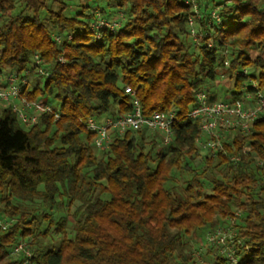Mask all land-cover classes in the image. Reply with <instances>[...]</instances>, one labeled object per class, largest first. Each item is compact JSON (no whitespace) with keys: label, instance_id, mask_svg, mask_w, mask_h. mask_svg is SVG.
Segmentation results:
<instances>
[{"label":"trees","instance_id":"trees-1","mask_svg":"<svg viewBox=\"0 0 264 264\" xmlns=\"http://www.w3.org/2000/svg\"><path fill=\"white\" fill-rule=\"evenodd\" d=\"M0 20V77H24L22 96L52 111L23 125L0 107V264H203L189 237L216 229L232 231L236 264H264V114L215 157L186 116L197 91L219 100L205 80L223 78L230 101L264 93V0H0ZM133 98L147 116L174 111L170 141L142 130L97 150L87 119ZM173 171L190 176L177 197ZM211 251L205 264H227Z\"/></svg>","mask_w":264,"mask_h":264},{"label":"built area","instance_id":"built-area-1","mask_svg":"<svg viewBox=\"0 0 264 264\" xmlns=\"http://www.w3.org/2000/svg\"><path fill=\"white\" fill-rule=\"evenodd\" d=\"M117 23H107L99 20L94 28L108 27L110 29L117 26ZM58 40V39H57ZM226 65V63H224ZM38 74L43 75L41 70ZM246 72H242L245 75ZM28 72H25V75ZM26 85L25 78L8 75L0 77V104L11 107L17 119L23 125H32L37 121L41 113H52L51 109L41 101L28 100L21 93V86ZM254 89L256 88L254 86ZM125 93L133 96L128 88ZM196 104L186 114L187 119L197 122L199 138L197 144L200 149L208 155L215 157L219 152H224L223 142H233L235 136L249 135L252 124L264 114V93L255 91L254 95L243 94L235 101H210L208 94L204 91L196 92ZM54 119L58 118L53 114ZM175 122L174 111L154 112L144 115L141 111L139 101L136 98L130 103V110L115 118H105L102 121L87 119L85 128L93 135V145L97 150H104L110 141L111 135H123L126 132H138L142 130L156 133L166 145L171 138V126ZM248 153L246 147H241L236 154L229 155L228 159L232 163L239 162ZM256 165L262 168L264 162L256 159ZM264 182V173L262 175ZM8 227V222L0 219V233ZM233 233L230 229H216L206 237L204 247L211 245L216 247L219 255L226 259L227 264H236L237 257L233 250L231 239ZM13 254L22 252L29 256L23 243H18L13 248Z\"/></svg>","mask_w":264,"mask_h":264},{"label":"rangeland","instance_id":"rangeland-1","mask_svg":"<svg viewBox=\"0 0 264 264\" xmlns=\"http://www.w3.org/2000/svg\"><path fill=\"white\" fill-rule=\"evenodd\" d=\"M98 5L100 7H103L106 11H108L106 9V7H104L101 2H98ZM12 13H15V11H13ZM0 23H1V20H0ZM216 79H217V81H216L217 85L216 86L212 85V83L208 82L207 80H205L204 86L206 87V89H208L209 93H213L214 92L217 95V99H219L220 101L226 100L228 95L231 92H233V91L235 92V89H233L232 87H230V88L226 87L225 80L223 78L216 77ZM206 154H207L206 152L201 151V156H205ZM193 165L196 166V168H201L202 167L200 160H195L193 162ZM174 171H173V175H172V182L173 183L172 182L171 183L167 182L164 185V188H167L169 186H172V187H176L177 186V187H179V188H176L177 190L175 192H172L177 197V195H179V196L181 195L180 194V187L183 186V182L187 181V179H189L190 176H189V174H187L186 172H183V171H176V172H174ZM207 176H210V174H207ZM202 182H203V184L205 186V194H209L211 192V190H210V188H211L210 182L207 181L206 179L205 180L203 179ZM69 227H71V222L70 221L68 222V229L70 230ZM218 227L219 226L217 225V226L213 227L211 230L216 229ZM67 235L69 236L70 233L68 232ZM205 237L206 236H205V234H203V232H197V233H195V234H193V235H191L189 237V241L187 243L188 248H189V249L187 248V252L189 253L190 257L194 258L196 256V254H198L199 262H203V264H205V261H206V259H208V257H211L213 255L212 251L209 252L208 255H205V253L207 252V248H205L204 245L202 246L200 244V239H204ZM58 240H59V238L57 237L56 241H58ZM197 252H199V253H197ZM196 260H197V258H196Z\"/></svg>","mask_w":264,"mask_h":264},{"label":"crops","instance_id":"crops-1","mask_svg":"<svg viewBox=\"0 0 264 264\" xmlns=\"http://www.w3.org/2000/svg\"><path fill=\"white\" fill-rule=\"evenodd\" d=\"M2 105L0 104V107H1Z\"/></svg>","mask_w":264,"mask_h":264}]
</instances>
